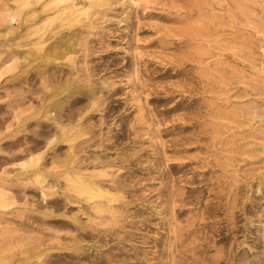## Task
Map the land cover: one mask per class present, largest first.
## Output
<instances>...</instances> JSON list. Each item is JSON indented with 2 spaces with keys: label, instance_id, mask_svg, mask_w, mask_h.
Segmentation results:
<instances>
[{
  "label": "rangeland",
  "instance_id": "374dc122",
  "mask_svg": "<svg viewBox=\"0 0 264 264\" xmlns=\"http://www.w3.org/2000/svg\"><path fill=\"white\" fill-rule=\"evenodd\" d=\"M0 264H264V0H0Z\"/></svg>",
  "mask_w": 264,
  "mask_h": 264
}]
</instances>
